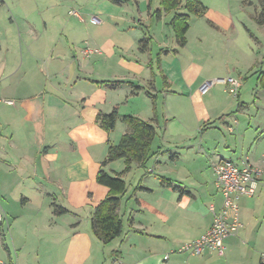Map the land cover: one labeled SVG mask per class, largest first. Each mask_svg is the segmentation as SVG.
<instances>
[{"label": "crops", "instance_id": "obj_1", "mask_svg": "<svg viewBox=\"0 0 264 264\" xmlns=\"http://www.w3.org/2000/svg\"><path fill=\"white\" fill-rule=\"evenodd\" d=\"M49 1V9L84 3ZM26 5L31 10L40 9L37 0H0V9L14 11ZM26 18L29 33L35 34L29 17ZM111 40L0 37V250H4L0 260L15 264H107V261L111 264H264V178L255 196L243 197V203V198L239 201V218L244 228L226 241L224 258L210 251L201 256L177 252L182 245L205 233L212 222L210 213L198 214L199 223L185 231L188 240L182 245L175 240L165 241L164 234H153L141 223L136 224L133 213H130V230L125 236L134 232L141 239L140 249L131 244L126 253L106 250L115 241L104 245L95 236L91 219L95 208L109 193L107 187L98 183L97 176L107 158L109 145L119 144L111 142V132L101 129L97 116L114 109L120 112L123 101L142 95L146 85L157 90L158 75L164 79L181 75L171 66L169 69L161 66V72L154 76L146 59L134 60L133 55L125 53L127 50L120 42ZM141 42H145L143 50ZM134 43L142 56L152 58L153 47L147 37ZM89 47H95L98 53L85 56L84 50ZM161 49L165 52L162 57L171 54ZM114 62L127 68L128 74L101 79V71L111 65L115 67ZM106 81L109 83H102ZM167 83L173 88L171 80ZM117 92H122V102H116L114 94ZM6 100L14 104H7ZM124 116L134 115L119 113L118 119ZM128 132L124 125L123 136ZM245 158L254 166H259L262 159L246 156L241 161ZM220 160L225 159L217 161ZM109 164L103 168L107 174ZM212 175L214 177L213 171ZM214 187L215 194L209 195L213 200L210 205L219 210L222 197L215 177ZM169 188L177 187L171 183ZM183 193L178 206L185 202L184 196L188 195L191 202L195 197L190 191ZM136 202L140 204L137 199ZM58 209L66 213L58 215ZM176 216L177 213L170 212L166 217L170 222ZM123 240L121 246L126 241ZM159 243L165 244L161 251L155 252L148 246ZM137 250H142L143 254L138 256ZM165 255H169L168 260H164ZM197 257L204 259L196 260Z\"/></svg>", "mask_w": 264, "mask_h": 264}, {"label": "rangeland", "instance_id": "obj_2", "mask_svg": "<svg viewBox=\"0 0 264 264\" xmlns=\"http://www.w3.org/2000/svg\"><path fill=\"white\" fill-rule=\"evenodd\" d=\"M79 1L84 3L49 9V0H37L39 11L28 9V5L14 11L1 8L0 37L111 38V41L120 42L127 50L125 53L133 55L134 60L146 59L154 76L161 72V66L175 68V73H181L180 78L175 79L158 75L157 90L146 85L145 89L141 88L142 95L128 102L123 101L122 92L114 94L116 102H124L118 113L133 114L143 121L154 117L155 101L158 122L154 124L157 137L152 143V151L158 154L144 166L133 164L128 172H125L126 161L123 159L115 160L106 168L111 176L122 173L127 185L120 214L123 234L108 244L106 250L126 253L131 244L140 249L141 239L134 232L125 236L130 230V213L136 224L141 223L153 234H164L167 236L165 241L175 240L182 245L188 240L185 231L195 227L200 216L210 213L213 200L209 195L216 192L212 167L217 160L241 165L243 157L261 159L264 155V89L259 83V76L264 73V26H259L253 19L259 10L258 0H202L207 7L206 14L202 18L191 16L184 48L178 46L170 26L172 13L163 14L161 19L156 17L158 0H152L151 4L149 0ZM71 11H79L80 20L84 21L80 22L78 17L70 14ZM92 16L101 23L93 24ZM26 17H29L35 34L29 33L28 22L24 21ZM141 37L150 41L152 58L144 57L136 50L134 42ZM162 47L171 54L162 57L165 53ZM173 49L178 53H173ZM118 64L101 71L99 77L106 79L128 74L127 68ZM226 78L241 82L238 95L230 93L222 84L201 91L205 84ZM168 79L173 82V88L167 85ZM124 125L122 119H118L110 133L112 143L121 141ZM163 182H171L177 188H169ZM185 190L195 199L191 202L185 194V202L178 206ZM170 212L177 216L169 222L166 216ZM123 239L126 241L121 246ZM142 245L146 246L145 242ZM148 246L155 252L165 248L164 243ZM2 251L1 248L0 255H3ZM137 253L141 256L143 251L137 250ZM107 262L111 264V261Z\"/></svg>", "mask_w": 264, "mask_h": 264}, {"label": "trees", "instance_id": "obj_3", "mask_svg": "<svg viewBox=\"0 0 264 264\" xmlns=\"http://www.w3.org/2000/svg\"><path fill=\"white\" fill-rule=\"evenodd\" d=\"M119 2L120 0H111ZM150 4L152 0H149ZM159 8L155 11L158 19L162 18L163 14L172 13L170 26L175 33V38L179 47L184 48L187 45V32L190 29V18L195 16L202 18L205 16L207 7L202 3V0H158ZM252 5V3H249ZM259 10L253 17L256 24L264 26V0H258ZM142 50L145 48V42H141ZM177 51H173L176 53ZM109 83V82H102ZM259 83L264 89V73L259 76ZM154 117L152 122L143 121L132 116H124L123 122L129 129V132L124 135L118 145H109L107 158L102 163V167L98 173L97 181L99 184L107 187L109 193L104 201L96 208L91 219L92 230L95 236L104 244L108 245L121 237L123 234V219L120 216L122 200L127 191L126 182L122 179V173L116 176L107 174L103 168L114 162L115 160L123 159L126 161L125 172L130 171L133 164L144 166L150 158L154 157L158 152L152 151V143L157 137V128L154 125L158 122L156 114V103L153 101ZM119 118L117 109H114L109 114L100 113L97 116V123L105 132H112ZM171 187V182H167ZM66 210L58 209L56 214H64ZM131 223V219H130ZM0 223V230H1Z\"/></svg>", "mask_w": 264, "mask_h": 264}, {"label": "built area", "instance_id": "obj_4", "mask_svg": "<svg viewBox=\"0 0 264 264\" xmlns=\"http://www.w3.org/2000/svg\"><path fill=\"white\" fill-rule=\"evenodd\" d=\"M71 15L81 19L79 11H71ZM93 24H100L101 21L92 16ZM98 53L95 49L86 48L84 55L90 57ZM215 84H222L228 87V91L238 95L242 84L238 79L226 78L216 79L205 84L201 91L205 92ZM13 105L10 100L4 101ZM212 171L215 177L216 188L221 194L222 204L219 210L214 205H210L209 210L212 215V222L205 233L197 240L185 243L177 252L186 253L193 256H201L210 251L216 253L218 257L226 256V241L236 236L243 228L244 224L239 218L238 203L243 197H253L258 191L259 185L264 178V156H262L259 166L252 165L247 158L240 164H235L229 160H220L214 164ZM2 219L0 218V221ZM169 255H165L164 260H168ZM264 263V255L262 256ZM0 264H15L11 261L0 260Z\"/></svg>", "mask_w": 264, "mask_h": 264}]
</instances>
